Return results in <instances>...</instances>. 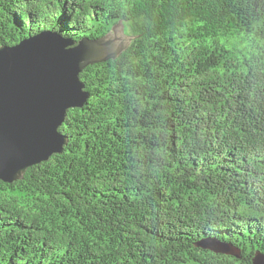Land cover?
I'll return each instance as SVG.
<instances>
[{"label": "trees", "instance_id": "16d2710c", "mask_svg": "<svg viewBox=\"0 0 264 264\" xmlns=\"http://www.w3.org/2000/svg\"><path fill=\"white\" fill-rule=\"evenodd\" d=\"M122 25L64 152L0 180V264H253L264 255V0H0V47ZM230 245L241 258L204 248Z\"/></svg>", "mask_w": 264, "mask_h": 264}, {"label": "water", "instance_id": "95a60500", "mask_svg": "<svg viewBox=\"0 0 264 264\" xmlns=\"http://www.w3.org/2000/svg\"><path fill=\"white\" fill-rule=\"evenodd\" d=\"M122 25L104 38L75 41L46 33L0 47V180L12 184L27 170L64 152L65 138L58 132L66 113L83 108L90 95L80 74L90 65L117 59L132 39ZM217 254L240 257L221 244L204 243ZM253 264H264L257 254Z\"/></svg>", "mask_w": 264, "mask_h": 264}, {"label": "rangeland", "instance_id": "374dc122", "mask_svg": "<svg viewBox=\"0 0 264 264\" xmlns=\"http://www.w3.org/2000/svg\"><path fill=\"white\" fill-rule=\"evenodd\" d=\"M111 35L114 36V33L112 32ZM123 35L126 36V37H128V36L125 34V31H123Z\"/></svg>", "mask_w": 264, "mask_h": 264}]
</instances>
